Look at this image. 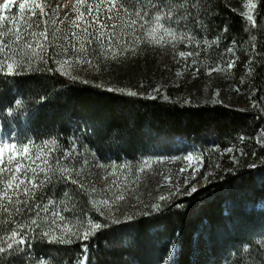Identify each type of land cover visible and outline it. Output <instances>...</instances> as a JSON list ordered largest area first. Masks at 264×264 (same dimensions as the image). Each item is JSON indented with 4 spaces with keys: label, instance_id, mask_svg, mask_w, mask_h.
Returning <instances> with one entry per match:
<instances>
[{
    "label": "rangeland",
    "instance_id": "1",
    "mask_svg": "<svg viewBox=\"0 0 264 264\" xmlns=\"http://www.w3.org/2000/svg\"><path fill=\"white\" fill-rule=\"evenodd\" d=\"M179 1L181 0H176V4ZM225 1L230 4L235 1L240 2V5L234 7V10L247 18L249 10L245 7V4L248 3V0ZM5 2H9L10 7L8 9L0 7V17H3L0 20V31L11 27V18L15 17L16 25L21 29L23 38L32 40L33 38L28 35L29 30L24 28V17H30L33 20L39 19L47 22V38H40L41 43L44 45L42 58L41 50L37 49L29 70L21 72L19 75H9L6 70H0V137H11L12 141L17 142L18 147L21 140L31 143L33 145L31 148V159L35 160L33 167L39 165L51 168L56 164V158L60 159V165L70 164L74 169V176H76L77 171L79 172L77 179L83 180L84 187L81 189L77 185L59 181L46 183L42 188L35 190L32 197L28 198L27 204L19 205V213L15 212L13 205H9L11 211L7 213L0 209V241L7 239L13 229L26 237L24 245H20L25 251L12 256L4 254L3 257H0V261L3 260L4 262L3 264H14L11 260H14L15 256L19 258L20 264H36L37 261L40 264H55L51 259L53 247L67 244L49 243L47 237L41 240L37 235L41 229L48 231L50 235L56 237L64 235L65 238H67L69 232L76 233L77 231L84 232L87 230L89 239L77 240L73 237V240L86 243L84 244L87 245V261H85V264H89L88 248L91 247L90 244L101 239L97 238L95 240L96 238H91V235L97 230L104 229L103 222L92 216L89 211V208L96 210L97 202L106 198H114L115 195L123 192L125 199L117 202V205L125 202L128 208L139 209L136 213L137 215H141L143 212L147 213V209L144 207L146 203L162 201L159 197L161 195L167 197L169 193L176 189L177 185H182L185 177H191L192 169L197 166H199V171L196 172L195 178L199 177L202 172V176L205 173L208 174L206 180L200 178L195 182L198 191L202 189L217 170L223 168L225 164L236 160L237 157L233 156L237 154H239L238 157L241 156L247 143H253L250 149L252 154L251 165L258 166L264 163V144L260 143V141H264L263 123L258 126L256 132H250L244 136L239 133L235 138L218 135L212 125L201 130L198 134L185 136H169L145 129L139 135V138L142 139L141 141L139 140V149L135 150L134 153H130L131 155L127 154L125 149L128 146V138L132 137L133 134L131 136L128 134L124 135L120 131H109L106 134L104 126L99 128L81 119L73 120L74 122L70 123L69 127H49L52 125L48 121L58 122L68 113H62L61 111L59 112L60 117L56 119L54 115L58 111L52 108L50 104L52 97H61L58 95H61V91L66 88L67 83L76 82L83 84L84 82L87 84L90 81L87 76H93L94 74L106 77L108 68L112 63H116L123 58L130 59L137 55H144L155 47L168 48V50L170 48L174 55V60L177 63L178 79L172 82V86H179L188 72L198 74L202 68H205L203 73L207 77V82L204 84L203 93L190 94L184 90L180 92L179 98L174 97V99L193 104L199 101L213 104L219 100L225 106H232L243 111L256 107L255 93L254 90L250 89L253 77L251 58H248L243 65L244 73L241 77L240 85L238 87L233 86L229 91L226 90L225 99L222 98L217 88L211 90L213 80L218 78H223L226 82L231 80V74H234L238 57L236 55L237 46L234 43H230L227 47L218 46L220 45L221 37L211 36L206 27H198L196 31L194 28H192L193 30L187 28L182 23V20L173 24L172 29L178 36L187 34L191 37V40H178L176 47L172 48L171 43L161 46L148 33H142L141 21H137L136 36H142V38L136 44L135 54L131 50L120 54L116 50L115 41H113L112 54H108L106 51L108 48L106 38L108 33L113 31L121 35L128 33V29L126 27L121 29L120 25L130 17H133L137 11H140L144 17L143 24L147 25L149 23L147 17H151L157 8L165 12L168 11V8L165 7V0H143V3H138L137 0H0V6ZM21 2L26 3L23 14L18 7ZM252 2L257 7V0H252ZM36 3L43 8V15L40 14L39 9H36V15H31L30 9ZM108 3L122 5L119 13H117L115 8H113L111 13L113 17L118 16L119 18L115 20L107 19ZM187 4L188 2L185 6ZM97 5L100 6L99 15L96 22L93 23V17H97ZM256 7L252 10V14ZM125 9L128 15H125ZM145 9H147L146 12ZM179 9L178 5L173 7V19L178 15V11L180 13L181 9ZM101 22L109 25L116 23L117 25L115 30L111 27L101 29L104 33L102 38L103 47L98 44L95 38V29L99 27ZM161 23H165L167 27V22L162 20ZM44 27L45 25L41 24L40 29L34 30L41 31ZM73 33L77 35L73 36ZM157 35H159V32ZM0 39H3L5 44H10L13 37L8 35L0 37ZM125 39L130 40L132 36L130 34L125 35ZM164 39L168 40L169 38L165 36ZM88 40H91L92 43H87ZM81 41L85 42L84 48L86 51L83 53L76 51L80 48ZM13 47L18 49V51L13 55L12 60L5 63L28 58L30 52L29 49L23 47V40L20 45H13ZM213 47L216 49L211 50ZM180 51L190 52L192 55L186 59L181 58L178 55ZM211 53H214L216 58L209 61L208 58ZM84 56L91 60V67L78 62ZM0 60H3L2 55H0ZM229 60L235 61L234 66L231 68L227 66ZM61 61H67V63L62 65ZM214 68L217 70L212 71ZM46 69H51V71ZM249 69H251V72H249ZM17 79H34L33 83H31L32 92L25 94L23 93L24 90L16 87L18 84ZM109 83L117 84V81L110 79L107 84ZM246 85L247 87H245ZM162 88V84L158 85L148 93L149 97L159 96V93L164 96V89ZM111 89L121 93L127 92L125 91L126 89L123 88V90L119 87H111ZM157 89L159 91H156ZM261 89L263 91L260 105L264 108V79ZM40 97L44 99L41 101ZM63 98L65 99L66 97ZM17 100L21 101L22 107L20 109L15 107ZM48 115L49 118L45 122V117ZM36 118L41 122L39 126L35 127L33 123ZM74 140L75 145L72 143ZM12 141L5 139L3 142ZM69 149H74L75 155L65 159L63 153ZM37 151L41 153L42 157L43 155H48L47 165H42L41 160L35 159ZM258 154H260V159L254 161L253 159L259 156ZM189 156L193 158L191 161L187 159ZM7 159L8 151L5 150V163ZM16 159H20V157L17 156ZM83 161H87V163H83ZM29 162L24 161L25 167L28 166ZM97 164H102L103 167H98L96 166ZM235 167H237L236 164ZM141 168H143L142 171ZM181 168L185 169L183 173L180 172ZM6 175L7 173L0 174V190L3 189V179ZM28 175L31 176L32 173L29 172ZM39 175L42 177L43 173H39ZM49 175H51V172H49ZM253 181L254 184H259V189L262 188L264 172L258 173ZM23 187L24 185H21V189ZM65 192L68 193L67 196H65ZM143 192L146 193L145 196ZM218 194L221 196L218 192L215 196H218ZM204 198L206 199L200 200L201 203H199L197 208L202 207L207 202L206 200H211L215 197L210 195ZM20 199H26L22 192ZM13 200H15V197H13ZM176 205V201L172 200V202L162 206L161 210H172L176 208ZM44 207L49 209L47 213L43 211ZM230 207L231 205L226 204L225 215L230 213ZM53 210L57 215H52ZM256 210L264 211V200L257 204ZM37 213H39L40 217L37 219V224L40 227L32 226L33 230L29 232V222L31 219L36 218ZM131 213V211H128L129 215H133ZM95 223H100L101 227L96 229L94 227ZM21 224L24 227H20ZM107 224H109L108 221ZM227 227L218 226L213 235L211 234V228L203 227L194 235L193 241L196 243V250L193 264H264V215H256L248 221L242 220L241 217H236L233 222L228 221ZM176 237L170 242V244L175 246V253L169 256L168 246L167 250H164L158 264H177L181 245L177 241L179 235L177 234ZM17 239H19V236ZM225 240L228 241L225 242ZM233 243H235L234 246ZM103 244H106V242ZM128 244L125 245L128 246ZM15 247L16 245H14ZM83 256L79 255L77 257L76 264H80ZM130 264L138 263L130 261ZM147 264L154 263L149 262Z\"/></svg>",
    "mask_w": 264,
    "mask_h": 264
},
{
    "label": "trees",
    "instance_id": "2",
    "mask_svg": "<svg viewBox=\"0 0 264 264\" xmlns=\"http://www.w3.org/2000/svg\"><path fill=\"white\" fill-rule=\"evenodd\" d=\"M181 1L177 3L181 9L178 14L190 13L187 21L182 19V23L187 28L191 30L194 28L197 31L198 27H206L211 36L221 37L218 46L227 47L230 43L237 46L238 62L234 74H231V80L226 82L223 78L215 79L211 83V90L217 88L225 99L226 90L229 91L233 86L240 85L244 73L243 65L248 58H251L253 77L250 89L255 93L257 102L255 108L243 111L225 106L219 100L213 104L202 101L193 104L174 99V97L179 98L180 92L184 90L190 94H202L204 84L207 82V77L203 73L205 68H202L198 74L188 72L179 86H172V82L178 79L174 55L170 48L168 50V48L155 47L144 55L130 59L123 58L112 63L106 77L94 74L87 76L90 80L87 84L67 83L61 95L56 94L61 97H52L50 104L58 111L54 118H59L61 111L68 113L58 122L48 121L52 125L49 127H69L73 120L81 119L99 128L104 126L106 134L109 131H120L129 136L133 134L134 137L128 138V146L125 149L129 155L139 149V140H142L139 135L145 129L169 136H185L198 134L212 125L218 135L233 138L239 133L244 136L256 132L258 126L264 124V108L260 105L263 91L261 84L264 79V0H257V7L252 14L254 24L246 16L234 10V7L240 5L238 1L230 4L225 0H195L193 7V0H188V7L184 3V8L179 6L183 2ZM213 49L216 48L213 47L211 50ZM214 58H216L215 54L211 53L208 59L212 61ZM110 79L116 80L117 84H107ZM17 81L16 87L24 90L23 93L32 92L31 83L34 79H17ZM160 84L163 86L164 96L159 93L155 99L149 97L148 93ZM111 87L124 88L127 92L121 93ZM131 91L136 95H130ZM48 118L49 115L45 117V122ZM40 122L36 118L33 126H39ZM252 145L253 143H247L240 157L239 154L233 156L237 157L236 160L217 170L211 180L191 196L183 193L201 178L203 172L195 179L189 177L187 186L185 181L182 182L176 195L169 193L165 200L146 203L144 207L147 209V215L145 212L137 215L139 209H130L125 202L119 203L117 206L120 207L121 213L131 211L135 216L131 222L124 221L121 213L114 212V215L120 216V222L110 223L107 215H101L95 209L89 208L90 214L102 221L104 228L91 235V238H96L95 240L101 239L92 242L93 244L88 248L89 264H130V261L138 264L149 262L158 264L164 250H167L170 242L177 238V234L179 235L177 241L181 245L177 264H193L196 250L193 237L203 227L211 228L213 235L218 226L228 228V221L233 222L236 217L248 221L256 215L263 216L264 211L256 210V206L264 200V182L259 189V184H254L253 179L258 173L264 172V163L258 166L251 165ZM258 155L253 159L254 161L260 159V154ZM173 192H176V189L171 193ZM217 192L221 196L219 194L215 196ZM143 195L145 196L146 193ZM210 195H214L215 198L206 200L202 207L197 208L201 203L200 200ZM172 200L183 207L161 210L162 206ZM156 204L160 205L158 210L153 207ZM226 204L231 207L230 213L225 215ZM80 243L81 241L73 240L67 245L53 247L52 261L55 264H76L77 257L84 255L83 245L86 243ZM14 260L12 259L11 262L20 264L16 256ZM0 263L3 264V260Z\"/></svg>",
    "mask_w": 264,
    "mask_h": 264
},
{
    "label": "snow or ice",
    "instance_id": "3",
    "mask_svg": "<svg viewBox=\"0 0 264 264\" xmlns=\"http://www.w3.org/2000/svg\"><path fill=\"white\" fill-rule=\"evenodd\" d=\"M138 3H143V0H137ZM188 0H183L181 4H179L180 7H183L184 3H187ZM177 6L176 0H165V7L168 8V11L165 12L160 8H157L155 12H153L151 17H147L149 20V23L147 25L143 24L144 17L142 16L140 11L135 12L133 17H130L127 21L122 23L120 25L121 29H124L125 27L128 29V33L125 35L130 34L132 36V39L126 40L125 35H121L120 33H116L115 31L108 33L107 35V41H108V48L106 51L109 55L113 52V41H115L116 50L120 54H124L131 50L133 54L136 52V44L138 40L142 38L136 36L135 28L137 21H141L142 24V33H148L149 36H152L155 39V42L158 44H161V46H165L168 43H171L172 48L176 47V42L178 40H191V37L187 34L183 35H177L175 31L172 29V25L178 23L182 19H187V16L190 15V13H183L176 15L175 19H173V7ZM3 9H8L10 7L9 2H5L2 6ZM20 12L23 14L24 10L26 8V3L21 2L18 5ZM99 5H97V17H93V23L96 22L98 15H99ZM122 5H117L115 3H108L107 5V19L108 20H115L117 17H113L111 15L113 8L117 10V13L121 10ZM193 7H195V0H193ZM245 7L248 8L247 13V19L255 23L253 16H252V10L256 7V4L252 2V0H248V3L245 4ZM36 9L40 10V14L43 15V8L40 4L36 3L32 5V8L30 9L31 15H36ZM125 15H128L127 10L125 9ZM147 9H145V12ZM3 17H0V20H2ZM167 22V27L165 26V23H161V21ZM11 27L5 28L3 31H0V37L4 36H12L13 40L10 44H5L3 39H0V55L3 56V60H0V70H6L7 74L12 75H19L21 72L27 71L31 68L33 57L37 53V49L41 50V58H42V50L44 48V45L41 43L40 38L43 37L44 39L47 38V27L46 21L42 20H33L30 17H24V28L28 29V35L32 37V40L24 39L21 33V29L16 25V18L12 17L10 21ZM41 24H44L45 27L41 31H36L34 29H40ZM111 27L113 30L116 29L117 25L116 23H112L111 25L101 22L99 24V27L95 29V38L98 42V44L103 47V40L104 33L101 31V29L109 28ZM87 31V29H85ZM159 32V35L157 33ZM76 33H73V36H76ZM167 36L169 39L165 40L164 37ZM23 40V47L29 49V56L25 60L15 61V62H8L13 58V55H15L18 51V49H14L13 45H20L21 41ZM84 41H81L80 48L76 51L83 53L86 51L84 48ZM87 43H92L91 40H88ZM75 48V46H73ZM7 50V51H6ZM231 51V49H229ZM179 57L181 58H187L188 56L192 55L190 52H184L180 51L178 53ZM79 63H83L86 65L92 66L91 60H89L86 56L82 57L79 61ZM67 63V61H61V64ZM235 64L234 60H229L227 62V66L229 68L233 67ZM19 69V71H17ZM47 71H51V69H46ZM87 70V69H85ZM217 69H212V71H216ZM39 71V69H37ZM249 72H251V69H249ZM66 74V73H65ZM179 75V73H178ZM156 91H159L158 89ZM130 95H136V93L132 92L129 93ZM155 99V96L152 97ZM44 98L40 97V100L42 101ZM15 107L17 109H20L22 107L21 101L17 100L15 102ZM5 139L12 141L11 137H0V174L7 173V175L3 179V189L0 190V209H2L4 212H10L11 209L9 208V205L14 206L15 212L19 213L20 204H27L28 198H31L34 194L35 190L38 188H42L46 183H53L54 181H59L63 183H71L73 185H77L79 188L83 189L84 184L82 179H77V176H79V172L77 171L76 176L73 175V167L70 164L66 165H60V159L56 158V164L53 165L51 168L49 167H41L37 165L36 167H33L32 165L35 163V160L31 159V148L33 145L29 143L28 141L21 140L19 141V147L17 142H3ZM73 145H75V140L72 142ZM260 143L264 144V141H260ZM5 150L8 151V159L5 163L4 160V153ZM75 151L74 149H69L68 151L63 153V156L65 159H68L69 156H74ZM19 156L20 159H16V157ZM35 159L41 160L42 165H47L48 161V155L41 156V153L37 151L35 153ZM189 161H191L193 158L191 156L187 157ZM24 161H30L28 163V166L25 167ZM83 163H87V161H83ZM147 163V162H145ZM98 167H103L102 164H97ZM254 166V165H253ZM143 168H141V171ZM185 171L184 168L180 169V172L183 173ZM199 171V166L192 169V179H195L196 172ZM31 172L32 175L29 176L28 173ZM49 172H51V175H49ZM22 173V175H21ZM39 173H43V176L41 177ZM208 174L205 173L204 176L201 177L202 180L207 179ZM27 181V183H25ZM189 181L188 177H185V186H187ZM21 185H24L23 189H21ZM198 191V188L195 184H193L190 188H188L187 192L183 193V195L191 196L194 193ZM21 192L26 197V199L21 200ZM179 192V185L176 186V192L170 193L171 195H176ZM68 193L65 192V196H67ZM13 197H15V200H13ZM125 199V196L123 192L120 194H117L114 196V198H106L103 199L96 204V211L100 212L101 215H107L110 223H119L120 222V216L114 215V212L121 213L120 207L117 206V202L122 201ZM160 200H165L166 197L164 195H161L159 197ZM154 209L158 210L160 208L159 204H156L153 206ZM177 208L183 207L181 204L176 205ZM103 209V211H101ZM43 211L47 213L49 209L47 207L43 208ZM52 215H57L55 211L53 210ZM123 220L127 222H131L134 219V215H129L126 212L121 213ZM147 215V213H145ZM39 217V213H37L36 218H33L29 222L28 231L31 232L33 230L32 226H35L37 228L40 227L39 224H37V219ZM20 227H24L23 224L20 225ZM94 227L96 229H99L101 227L100 223H95ZM39 238L43 240L47 237L49 243H64L69 244L73 242V237L77 240H87L89 239L88 231L71 233L69 232L67 238H65L64 235H61L59 237L50 235V233L44 229H41L40 232L37 233ZM19 236V239L17 237ZM26 240V237L21 235L20 232L13 229L10 232V235L7 237V239H4L0 241V257H3L4 254H7L8 256L17 255L21 252H24L25 249L20 247V245H24ZM14 245L16 247L14 248ZM84 256L80 260V264H85V261H87V245H84L83 247ZM175 253V246L170 244L168 249V255L171 256ZM36 264H40L39 261L36 262Z\"/></svg>",
    "mask_w": 264,
    "mask_h": 264
}]
</instances>
